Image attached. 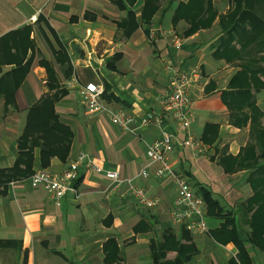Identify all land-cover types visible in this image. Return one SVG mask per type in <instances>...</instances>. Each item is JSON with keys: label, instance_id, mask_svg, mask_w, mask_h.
<instances>
[{"label": "crops", "instance_id": "0c3cea01", "mask_svg": "<svg viewBox=\"0 0 264 264\" xmlns=\"http://www.w3.org/2000/svg\"><path fill=\"white\" fill-rule=\"evenodd\" d=\"M116 1L0 0V76L16 67V63L6 61L10 54L3 43L8 35L28 26L29 39L34 43L25 51L15 46L9 51L23 56L21 64L27 63V69L15 87V108L4 112L0 102V168L13 164L27 111L47 92L44 59L52 65L61 86L68 90L55 103V111L59 120L70 127L72 140L66 159L52 157L43 169L60 173L79 154H85L101 170H116L120 177L131 178L149 198L158 199L157 204L152 208L140 205L126 193L125 185L116 186L103 171L82 165L78 168L79 197L66 196L59 204L43 188L32 185L29 177L13 180L6 185L5 193H0V240L10 242L0 248V264H103V244L108 239L116 241L121 257L113 264H152L151 238L160 237L169 227L180 235L183 224L171 221L176 208L173 179L157 176L159 164L150 162L145 153L147 145L159 137V131L150 127L136 133L124 132L103 114L88 115L77 94L78 84L87 82L102 86L101 99L109 107L137 116L148 111L162 114L163 127L178 138L168 155L169 167L178 171L194 192V184L198 183L209 189L226 209L233 210L241 234L247 228L243 207H237L251 194L245 195L246 172L228 173L219 163L223 154L236 156L246 145L249 124L234 125L222 98L221 93L237 67L212 54V44L221 34L218 16L211 27L185 35L184 20L176 25L171 22L177 0L163 16L166 4L162 3V10L147 24L141 17L143 0L132 5L124 1L125 8H120ZM128 10L134 12L137 26L125 37L117 23ZM41 30L46 32L48 43H44ZM179 30L181 45L176 47L173 36ZM60 48L69 57L68 79L55 60L54 51ZM167 64L183 70L199 68V77L190 89L194 116L190 132L198 145L181 144L184 130L171 112L161 106L160 96L169 83ZM255 99L262 110L264 90L255 92ZM207 123L218 127V138L211 145L201 140ZM261 124L264 125V116ZM33 154L35 171L41 169L39 148ZM141 168L147 170V177L137 175ZM221 222L207 215L211 230ZM191 234L197 251L185 264H240L232 243H219L209 233ZM246 250L248 264H264V253L250 245ZM175 255V251H168L166 259L172 260Z\"/></svg>", "mask_w": 264, "mask_h": 264}, {"label": "trees", "instance_id": "16d2710c", "mask_svg": "<svg viewBox=\"0 0 264 264\" xmlns=\"http://www.w3.org/2000/svg\"><path fill=\"white\" fill-rule=\"evenodd\" d=\"M125 3L132 5L137 0H117L120 8ZM167 2L162 15L174 0H143L142 21L147 24L154 20L161 10V3ZM232 6L224 15H217L213 0H177L173 8L171 22L173 25L184 20L187 26L183 34L188 35L212 26L218 16L220 36L212 44L213 56L226 62H237V70L230 76L227 89L222 91V98L227 103L232 117V123L239 127L249 124V140L236 156L223 154L219 163L228 173L244 170L247 172L246 182L250 184L252 194L246 198L243 215L247 230L241 234L238 220L233 210L226 209L212 197L206 187L195 183V193L206 203V214L221 219L218 228L209 229V235L217 242L232 243L237 248V261L248 264L247 245L264 253V125L259 121L264 113L257 106L255 92L264 90V0H231ZM123 36L127 37L137 26L135 14L132 10L117 23ZM31 28L25 26L12 35H8L3 46L8 52L9 59L16 63V67L0 76V102L3 111L14 107L13 95L15 87L21 80L27 63H22L21 56L9 53L11 47H18L23 51L32 47L34 43L29 39ZM55 60L61 65L62 75L70 78L71 65L69 57L63 48L54 51ZM11 56V57H10ZM47 73V92L26 114L25 125L17 138L18 152L10 167L0 168V193H5L6 185L17 179L29 177L33 171L35 157L33 150L39 148V162L41 168L49 165L52 157L64 161L68 155L72 140L70 127L58 118L55 103L68 90L61 86L52 65L43 59ZM55 90L49 95V90ZM261 117V118H260ZM218 127L215 124L204 125L201 140L206 144H213L217 138ZM179 174V172H176ZM187 175V174H186ZM189 179H192L187 175ZM186 177V178H187ZM241 208V207H240ZM178 236L171 227L162 231L160 237L151 238L150 250L152 264H185L196 253L190 230L183 224ZM182 240H185L182 242ZM17 243V242H16ZM10 242L1 241L0 247H6ZM113 239L103 244V264H113L121 257ZM168 251H175L172 260L166 259ZM237 264L236 261H233ZM24 264V262L22 263Z\"/></svg>", "mask_w": 264, "mask_h": 264}, {"label": "built area", "instance_id": "2783aa9c", "mask_svg": "<svg viewBox=\"0 0 264 264\" xmlns=\"http://www.w3.org/2000/svg\"><path fill=\"white\" fill-rule=\"evenodd\" d=\"M173 43L179 47L181 38L174 35ZM166 70L169 83L160 96L161 106L164 110L171 112L174 121L184 130L185 135L179 140L181 144L184 146L198 145L199 141L190 132V126L194 121L190 89L192 82L199 77V68L183 70L173 64H167ZM102 93V86L94 82L78 84V98L88 115L103 114L111 124L124 132L136 133L140 129L150 127L159 131V137L147 145L145 153L150 162L159 164L156 170L157 176L168 175L173 179L176 190V208L171 213V221L184 224L194 234L208 233L210 228L207 223L204 200L193 191L186 179L174 172L168 165V155L173 151L178 138L163 127L162 114L148 111L137 116L123 109H114L102 101ZM81 165L87 169L103 171L106 178L116 186L125 185L126 193L140 205L152 208L157 204L158 199L149 198L144 188L137 186L131 178L120 177L116 170H101L85 154H79L60 173L48 172L41 168L35 170L28 179L32 185L43 188L53 202L59 204L66 196L74 199L79 197L77 180L78 168ZM137 175L147 177L148 172L141 168Z\"/></svg>", "mask_w": 264, "mask_h": 264}, {"label": "rangeland", "instance_id": "374dc122", "mask_svg": "<svg viewBox=\"0 0 264 264\" xmlns=\"http://www.w3.org/2000/svg\"><path fill=\"white\" fill-rule=\"evenodd\" d=\"M183 1H185V0H183ZM213 2H214V7H216L217 8V10H221V11H224V13L223 14H221V15H224L227 11H228V9L232 6V1L231 0H213ZM162 3H167L166 1L164 2H162ZM162 3H161V6H162ZM162 10V9H161ZM160 10V11H161ZM159 13V12H158ZM218 13V12H217ZM218 15V14H217ZM178 33H176V36L177 37H180L181 36V34H182V30H179V31H177ZM41 35H42V37L45 39V42L44 43H46L48 40H47V36H46V32L44 31V30H41ZM43 41V40H42ZM48 43V42H47ZM224 60V59H223ZM225 61V60H224ZM226 62V61H225ZM226 63H228V64H230L231 66H233V67H235V65H236V61L235 62H226ZM262 65H264V63H262ZM237 70V69H236ZM235 70V71H236ZM234 71V72H235ZM233 72V73H234ZM260 78H262V76L260 77ZM54 89L53 90H49L48 91V94L49 95H51V94H53L54 93ZM256 104V103H255ZM261 107H262V110H261V108L259 107V109L261 110V112L262 111H264V106H262V105H260ZM262 113H264V112H262ZM261 118V117H260ZM259 121H261V119L259 120ZM241 171H244V170H242L241 169ZM246 172V171H245ZM245 176H247V172L246 173H243ZM244 188H246V190H247V192L245 193V195L249 192V194L251 193L252 194V190H251V188H250V184H248L247 183V185H246V187H244ZM250 194V195H251ZM249 197V196H248ZM247 197V198H248ZM246 200V199H245ZM245 200H243V201H241L238 205H237V207L238 206H241V207H243L244 205H245ZM242 211H243V208H242ZM244 229V228H243ZM245 229L247 230V228L245 227ZM244 229V230H245ZM0 248H5V247H0Z\"/></svg>", "mask_w": 264, "mask_h": 264}]
</instances>
